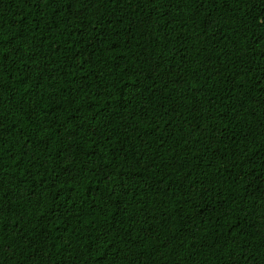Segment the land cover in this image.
Listing matches in <instances>:
<instances>
[{
    "label": "trees",
    "instance_id": "obj_1",
    "mask_svg": "<svg viewBox=\"0 0 264 264\" xmlns=\"http://www.w3.org/2000/svg\"><path fill=\"white\" fill-rule=\"evenodd\" d=\"M0 264H264V0H0Z\"/></svg>",
    "mask_w": 264,
    "mask_h": 264
}]
</instances>
